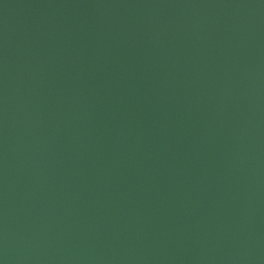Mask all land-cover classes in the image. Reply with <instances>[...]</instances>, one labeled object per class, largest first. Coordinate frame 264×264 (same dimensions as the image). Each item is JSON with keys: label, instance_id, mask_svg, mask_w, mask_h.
<instances>
[{"label": "water", "instance_id": "water-1", "mask_svg": "<svg viewBox=\"0 0 264 264\" xmlns=\"http://www.w3.org/2000/svg\"><path fill=\"white\" fill-rule=\"evenodd\" d=\"M0 264H264V0H0Z\"/></svg>", "mask_w": 264, "mask_h": 264}]
</instances>
